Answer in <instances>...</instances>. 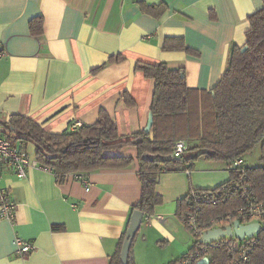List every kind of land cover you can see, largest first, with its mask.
Segmentation results:
<instances>
[{"label": "crops", "instance_id": "0c3cea01", "mask_svg": "<svg viewBox=\"0 0 264 264\" xmlns=\"http://www.w3.org/2000/svg\"><path fill=\"white\" fill-rule=\"evenodd\" d=\"M149 7L162 13L157 16ZM262 7L263 0H0V43L6 51L0 61V123L21 115L62 134L78 120L95 124L104 110L121 135L143 132L152 115L155 80L136 71V63L183 68L189 88L211 91L227 70L233 47L245 46L249 16ZM35 19H42L40 36L31 31ZM167 41H180L185 49L167 51ZM116 56L124 60L108 63ZM13 144L37 161L35 145ZM104 155L134 162L84 176L89 190L80 175L59 179L51 170L31 166L27 177L18 179L4 167L0 186L17 209L14 224L0 216V264H110L142 185L136 147ZM260 157L257 147L242 161L256 167ZM184 162L158 176L163 204L137 235L144 243L169 244L174 249L165 259L169 264L190 247L189 240L178 238L187 235L177 219L179 202L193 189L213 190L233 178L228 162L202 155ZM17 237L34 250L20 254Z\"/></svg>", "mask_w": 264, "mask_h": 264}, {"label": "trees", "instance_id": "16d2710c", "mask_svg": "<svg viewBox=\"0 0 264 264\" xmlns=\"http://www.w3.org/2000/svg\"><path fill=\"white\" fill-rule=\"evenodd\" d=\"M149 11L157 16L162 13L151 7ZM248 20L247 50L242 52L241 47H233L228 68L211 91L189 88L183 68L174 69L164 62L155 61L139 60L136 63V71L155 80L151 105L154 121L149 133L143 131L129 136L121 135L117 123L104 110L95 124H83L76 131L62 134L50 133L36 121L21 115H13L8 123L0 125L9 131L13 143L35 145L39 166L53 171L59 179L70 174L84 177L103 169L127 168L133 164L132 158L107 157L104 152L136 147L142 192L132 213L138 210L144 216L152 215L155 208L163 204L162 196L157 193L158 176L186 163L181 159L144 160V153L157 157L172 156L175 143L185 140L189 149L199 150L204 159L231 163L260 147V165H245L246 184L249 185V194L255 200L264 202V0L263 7L250 15ZM30 27L33 35L40 36L42 19L32 20ZM164 49L176 51L185 47L180 41H167ZM123 60L124 57L116 56L108 63ZM123 97L129 106L134 104L128 94ZM231 171L232 179H237L239 171ZM243 203L241 194L233 190L218 205L204 206V215L214 217ZM185 209L184 199L179 202L177 217ZM127 228L128 225L116 252L110 258V264H123L121 251ZM256 238L257 245L246 264H264V225ZM132 247L128 264H134Z\"/></svg>", "mask_w": 264, "mask_h": 264}, {"label": "built area", "instance_id": "2783aa9c", "mask_svg": "<svg viewBox=\"0 0 264 264\" xmlns=\"http://www.w3.org/2000/svg\"><path fill=\"white\" fill-rule=\"evenodd\" d=\"M5 54V46L0 43V61ZM82 125L81 121H75L71 125V131L78 130ZM188 151H190L188 142L179 140L174 145L172 156L181 159L183 154ZM230 165L232 169L239 171L237 179H232L222 187L213 190L193 189L185 197L186 209L177 219L179 225L189 236L190 247L181 258L171 264H246L250 260L257 245L256 236L258 233L242 240L238 239L235 234L219 236L216 239H205L208 232L233 226L234 222H239L241 225L252 223L264 225V202L255 200L249 194L244 162L242 159H235ZM31 166L37 167L39 164L37 161L30 160L25 147L14 145L10 139L9 131L0 125V181L4 167H11L18 179H24ZM81 180L89 190V181L85 177H82ZM233 190L241 194L244 200L243 205L214 217H205L204 206L218 205L225 201ZM16 209L17 204L11 198L9 191L0 186L1 218L14 224ZM152 218L153 214L144 216L143 223L149 222ZM157 219L161 223L165 221L163 217ZM16 245L20 254L31 253L35 248L34 244L18 237Z\"/></svg>", "mask_w": 264, "mask_h": 264}, {"label": "water", "instance_id": "95a60500", "mask_svg": "<svg viewBox=\"0 0 264 264\" xmlns=\"http://www.w3.org/2000/svg\"><path fill=\"white\" fill-rule=\"evenodd\" d=\"M248 46L245 45L242 47V52H245L247 50ZM153 115H151L149 119V123L147 127L145 128L144 132L149 133L153 126ZM201 156L200 152H186L183 154V157L181 160L185 161H191ZM160 158L161 160H168V161H176L180 158H175L174 156H161L157 157L156 155L150 154V153H144L142 156V159L144 160H154ZM143 218L144 214L141 211H134L131 215V218L129 220L128 228L126 231V237L122 246L121 251V261L123 264H128L130 250L133 245L134 239L137 235V233L140 231L141 226L143 224ZM262 229L261 224L259 223H252L248 225H241L239 222H234L233 226H228L225 229H216L214 231L208 232L205 235L206 240L210 239H216L219 236L224 235H230L232 236L235 234V236L238 239H244L245 237H252L255 233H258Z\"/></svg>", "mask_w": 264, "mask_h": 264}, {"label": "rangeland", "instance_id": "374dc122", "mask_svg": "<svg viewBox=\"0 0 264 264\" xmlns=\"http://www.w3.org/2000/svg\"><path fill=\"white\" fill-rule=\"evenodd\" d=\"M253 153V152H252ZM145 223L142 224L140 231L145 229ZM140 233V232H139ZM139 236V235H138ZM181 242H187L189 236L182 233L178 236ZM174 251L169 244L161 246L149 242L144 243L136 237L132 247V260L134 264H169L165 259Z\"/></svg>", "mask_w": 264, "mask_h": 264}]
</instances>
